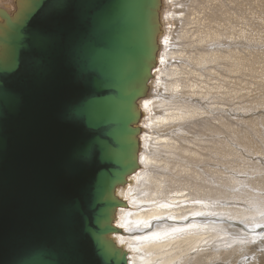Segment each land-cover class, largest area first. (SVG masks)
<instances>
[{"label":"water","instance_id":"95a60500","mask_svg":"<svg viewBox=\"0 0 264 264\" xmlns=\"http://www.w3.org/2000/svg\"><path fill=\"white\" fill-rule=\"evenodd\" d=\"M161 4L0 8V264H128L115 191L139 165Z\"/></svg>","mask_w":264,"mask_h":264},{"label":"bare ground","instance_id":"6f19581e","mask_svg":"<svg viewBox=\"0 0 264 264\" xmlns=\"http://www.w3.org/2000/svg\"><path fill=\"white\" fill-rule=\"evenodd\" d=\"M185 1L162 0L156 64L148 82V93L138 102L141 109L139 165L115 191L124 205L115 210L113 223L119 230L112 237L126 250L128 264L235 263L243 256L242 252L250 251L248 247L258 248L264 240V225H259L264 223V184L259 183L260 188L252 189L246 183L248 190L238 191L239 187H231L232 173L224 174L229 165L225 171L201 162L204 157L215 159L230 151L231 139L246 143L247 133L237 128L246 118H236L239 119L237 126L231 127L223 121L231 118L226 107L229 91L219 84L204 83L194 76L198 71L188 69L189 74L185 73L189 66L200 70L209 66L224 69L218 59L227 60L229 55L221 54L220 46L244 40H229L217 33L226 32L227 28L209 14L203 20L200 12L203 7L195 2L196 10L191 9L189 15L192 23L198 21L204 33L215 34L220 44L207 41L199 44L197 61H194L191 57L194 45L181 26L178 25L182 33L176 29L181 22L182 7L187 5ZM14 3L15 0H0V8L14 9ZM175 30L182 36L177 40H183V48L180 42L179 48L177 45L179 50L174 47ZM196 41L202 43V39ZM231 56L235 58L234 54ZM219 108L227 114L217 112ZM247 196L259 201L258 208H255L257 202Z\"/></svg>","mask_w":264,"mask_h":264},{"label":"rangeland","instance_id":"374dc122","mask_svg":"<svg viewBox=\"0 0 264 264\" xmlns=\"http://www.w3.org/2000/svg\"><path fill=\"white\" fill-rule=\"evenodd\" d=\"M195 2L196 5L203 7L200 9V12L202 11L201 18L203 20H207V15L209 14L211 19H215L217 22H220L227 28L226 32L219 30L217 33H222V36L229 37V40H240L241 38L244 40L239 44L232 43L231 41L229 42L232 44L231 46H220V53H226L229 55L227 60L224 57L218 59L224 69L218 66L214 67V69H211L209 66L204 68V70L201 69L202 71L207 72L203 73L199 68L195 69L192 66H189L185 70L186 74H189L188 69L198 71V74H202V76H199L198 74H194V76L202 79L204 83H208L212 86L219 84L229 91V93H226V98L228 99V101H226L227 105H224L229 108L230 114H227L221 108H219V111L216 110L217 112H220L221 110L223 113L231 117L228 119V121L230 120L229 122L227 120L223 121H226L231 127H234V125L237 126V120H239H236V118H244V116L246 118H244L246 121L241 120L244 122L241 126L244 128H240L241 126L239 125L237 127L241 131L244 129V131H242L243 133H247L246 143H240L235 139H231L232 142L230 141L231 144L229 143L231 145L229 147L230 151L223 152V154L219 155L215 159L207 157L205 158L203 156L204 158L201 160V162L206 165H212V167L215 166L214 168L219 169L221 167L220 169L225 171L230 166V169L233 170V172H229V169L224 174L232 173L231 177L233 180L231 187L234 186L233 188L235 189L236 187H239V189H236L238 191L248 190L245 189L246 183H249L252 189L260 188L259 183L264 184V0H186L185 4L187 3V5H183L182 7L180 12L181 18L179 20L181 22L177 21L180 24L177 23L176 29L178 28L180 30L183 28L185 30V35H187L188 39L192 42V45H194V49L191 50V57L194 61H197V46L199 44L203 45L206 41V43L212 44H220V42L215 40V34L212 36H210V34H205L203 26L198 21L193 20L192 23L189 15L190 10L195 6ZM11 10L12 9L8 11ZM220 10L222 11L221 13ZM184 13H188L187 15L189 16L186 18V22H183L187 16ZM205 13L207 14L204 15ZM182 14H184L183 17ZM182 24H184L186 27L184 25L182 26ZM178 25L182 28H179ZM214 25H217V23L214 22ZM175 32L178 33L176 30ZM179 32H181V30ZM176 33L174 36V41L180 37L182 38L180 33H178V35ZM199 39H202V43H198L196 41ZM179 40H177L174 44V47L176 45L175 49H178L179 45H181L183 48V40H181L182 42ZM232 54L235 55V58L231 56ZM220 56L221 55L218 54V57ZM223 70H227V72H224ZM217 74L220 75L217 76ZM224 117L227 118V116ZM235 143L236 146L234 145ZM247 144L249 145L247 146ZM233 145L234 149H231V147L233 148ZM243 147H246L247 149H243ZM238 148L239 150H235ZM220 156L223 157L221 158ZM219 157L221 158V161ZM221 180L223 181V178ZM236 183L238 185H236ZM247 197L249 200H255L257 202L255 208H258L259 201L251 196ZM230 202L233 203V201ZM238 223L241 224L243 222L240 220ZM259 225H264V223H260ZM246 240L247 239H245V241ZM261 243L262 246L258 248L248 247L250 251L252 250L253 252H251V254L250 251L242 252L243 256L235 263L221 261L218 264H264V240H261L260 244ZM217 247L218 246H215L214 249L218 250L219 247ZM254 249L257 250L256 253L254 252Z\"/></svg>","mask_w":264,"mask_h":264}]
</instances>
